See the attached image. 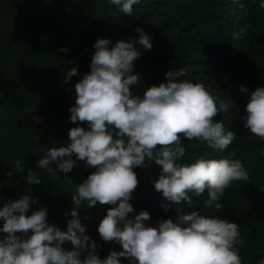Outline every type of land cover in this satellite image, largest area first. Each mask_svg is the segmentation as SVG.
<instances>
[{
    "label": "trees",
    "instance_id": "obj_1",
    "mask_svg": "<svg viewBox=\"0 0 264 264\" xmlns=\"http://www.w3.org/2000/svg\"><path fill=\"white\" fill-rule=\"evenodd\" d=\"M137 26L151 36L153 47L145 51L135 45L141 51L134 62L140 84L130 86L131 90L140 94L147 86L164 82L168 70L183 69L182 78L202 82L214 97L223 99L225 110L214 119L236 132V139L223 151L196 139L185 140L186 153L178 162L233 152V158L248 169L249 179L234 181L225 190L219 210L203 206L207 189L199 196L189 193L191 205L176 204L154 188L161 166L149 161L134 168L138 185L129 201L134 209L129 216L147 210L148 223L154 225L157 220L174 219L179 209L181 214L199 211L228 219L239 225L242 264H259L264 258V140L244 128L240 117L247 97L239 91L240 86L250 91L264 87V8L259 0H140L131 16L109 0H0V207L30 194L37 204L29 214L46 207L48 222L66 229L70 209L75 207L71 195L94 168L77 161L67 174H52L39 169L38 160L49 147L65 144L76 123L87 126V122H71L68 109L75 104V83L90 71L97 38L113 44L135 40ZM71 67H77L78 75L65 82ZM17 159L25 171L7 175L15 170ZM50 166L55 168V163ZM28 168L38 173L40 184L26 181ZM163 204L169 205L168 211ZM76 207L100 258L110 250H121L116 242L103 241L97 231L110 205L88 208L85 201ZM63 247L72 245L65 242ZM120 259L128 264L126 258Z\"/></svg>",
    "mask_w": 264,
    "mask_h": 264
},
{
    "label": "clouds",
    "instance_id": "obj_2",
    "mask_svg": "<svg viewBox=\"0 0 264 264\" xmlns=\"http://www.w3.org/2000/svg\"><path fill=\"white\" fill-rule=\"evenodd\" d=\"M109 3L131 16L140 0ZM259 6L264 8V0H259ZM135 31L138 37L127 42L113 44L97 38L90 71L75 83V104L68 109L71 122H87V126L76 123L65 144L49 147L38 160L39 169L52 174H67L77 161L94 168L71 195L75 207L70 209L72 218L66 229L48 222L46 207L29 214L37 204L30 194L8 200L0 207V234H6L0 235V264H123L121 257L128 264H242L236 222L199 211L181 214L179 209L174 219L157 220L154 225L148 223L147 210L129 216L134 211L129 201L138 185L134 168L145 167L149 161L161 166L154 188L176 204L186 201L191 205L189 193L199 196L207 189L203 206L219 210L224 206L219 201L225 190L234 181L249 179L248 169L233 158V152L220 158L206 153L192 162H178L186 153L185 140L196 139L223 151L236 139V132L214 119L225 110L223 99L214 97L202 82L182 78L186 75L183 69L168 70L164 82L149 85L140 94L132 91L130 86L140 84L134 62L141 51L135 45L145 51L153 47L143 28L137 26ZM77 75V67H71L65 82ZM239 91L247 97L245 114L240 117L244 128L264 140V87L250 91L240 86ZM13 171H25L20 159L7 175ZM25 179L29 184L41 183L31 168ZM85 201L88 208L98 203L111 206L97 231L103 241L119 244L120 251L110 250L104 258L96 253L97 243L86 235L76 207ZM162 207L168 211L169 205ZM65 242L72 247H63ZM259 264H264V258Z\"/></svg>",
    "mask_w": 264,
    "mask_h": 264
},
{
    "label": "rangeland",
    "instance_id": "obj_3",
    "mask_svg": "<svg viewBox=\"0 0 264 264\" xmlns=\"http://www.w3.org/2000/svg\"><path fill=\"white\" fill-rule=\"evenodd\" d=\"M35 121H36V122H40L41 119H40V118H35Z\"/></svg>",
    "mask_w": 264,
    "mask_h": 264
}]
</instances>
